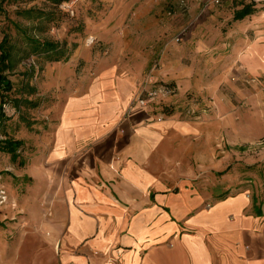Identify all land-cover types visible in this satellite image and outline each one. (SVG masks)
Wrapping results in <instances>:
<instances>
[{
	"label": "crops",
	"instance_id": "0c3cea01",
	"mask_svg": "<svg viewBox=\"0 0 264 264\" xmlns=\"http://www.w3.org/2000/svg\"><path fill=\"white\" fill-rule=\"evenodd\" d=\"M178 4L169 22L139 7L149 19L124 37L115 32L129 14L116 7L87 26L101 49L80 45L49 67V104L14 138L23 172L3 193L21 214L0 230V240L14 234L12 245L0 241V264H264V210L239 182L217 177L209 151L261 138L252 112L261 92L247 80L264 79V13L220 26L222 8H212L209 24L177 44L197 8ZM153 60V74L176 85L171 115L134 99ZM187 94L212 99L213 115L186 119Z\"/></svg>",
	"mask_w": 264,
	"mask_h": 264
},
{
	"label": "rangeland",
	"instance_id": "374dc122",
	"mask_svg": "<svg viewBox=\"0 0 264 264\" xmlns=\"http://www.w3.org/2000/svg\"><path fill=\"white\" fill-rule=\"evenodd\" d=\"M187 1L188 3H190V1H196L197 8L194 15L190 17L188 21H186V23L192 22V25L189 31L183 36L181 42L184 40V37L186 35L191 33L194 26H199L200 22L201 26H203L204 23H207L206 25L209 24V20L207 21L206 19H204V15L206 16L205 18L209 17V19H212V12H210L212 8H222L223 13L221 12L218 15V18L214 20L215 23L217 25L219 24L220 26H227L229 18L234 15V12L236 10H239L241 8L240 3L242 1L246 3H255L256 11H263L264 13V0H223L218 6L209 5V10H203V3L206 0H166V2L165 0H78L73 5L75 10L73 16L69 15L60 8L55 9L51 5V3L46 0H35L32 2H23L20 4L8 5L4 3L3 6L5 7L6 14L0 13V41L5 34H9L13 40H18L19 42L22 41V35L15 34L14 28H12V25L10 24V21L13 20L20 23V25H22V27L26 29L27 34L31 36H36L41 40L47 39L51 41L65 42L69 56H71L80 45L84 46L85 44H88V46H95L94 49H101V47H97V44H100V46H102L103 44L101 41V37L96 38V34H92L87 29V26L89 25V22L86 20L87 17H89L90 19H94L95 24H100V22L102 23V21L108 20L110 18V13L116 7H123V9L127 10L129 16L126 19L124 27H122L120 30L117 29V32H115V34L118 33L119 37H124L126 31L129 33V30H136V28L139 27L138 24H142L146 20V18L149 19L148 15H143L142 18L136 15L140 9L139 7L143 6L144 4V8L148 6L150 7L149 9H151V12L153 11L155 13L154 17L157 18V20L160 19L164 22H169L174 15L173 13L175 12V3L179 2L180 4L181 2ZM29 8L43 11L45 13H48L49 15L47 16V18H43L42 20H40L38 18H28L16 14V12L19 10ZM207 13L209 14V16ZM225 13H228V16ZM133 17L137 19L134 20ZM262 23L264 24V22ZM110 24H112V19L109 21V25ZM196 28H198V34L203 36V30L200 31L199 27ZM225 30L227 29H220L219 35ZM209 36L210 35L207 32L203 36V38L209 41V38L211 37ZM97 39L100 41H98ZM127 39H130L129 35H127ZM155 55H157V52L155 53ZM64 62L65 60H60L58 63L48 62L43 55H32L26 59L21 60L13 70L5 72L7 74V77L13 84V90L10 94V97L12 99L31 100L32 102L38 103V107L32 108L31 106L29 107L24 104H21L20 108H15L13 104H8L7 106H5L4 112L6 114V117L0 120V140H3L6 137L14 139L15 136H17L21 126H25L24 124L26 123V121H29L31 118H35L36 116H41L42 112L45 110V106L49 104V102H47L46 100L48 99L46 97L49 92L47 94V90H42L41 87V84L46 82L45 74L48 72L49 67L52 64L62 65ZM57 66L60 65H56V67ZM153 66L156 67L157 70H159L160 64L155 60L152 63L151 68ZM153 82L155 85H160L161 83L171 81L161 80L154 75ZM170 84L171 86L176 87L173 82H171ZM247 84H250L252 88H257L261 92L260 95H257L255 99L256 101H260L258 106L255 102V108H260L252 111L256 114V116H261V131L255 130V134L254 132H251V135L254 134L255 136L261 134V138L255 140V142L251 144L245 145V147L234 148L230 146L231 148L229 147L228 151L217 150V153L216 150H214L213 147L209 145V151L213 152L214 162H216L217 160V162H219V166L221 167V170H219L216 174L217 177L224 178V180L228 177L230 178L229 180L231 183L239 182V184L241 185L240 187H245V189H248L245 191V193L250 194L251 199L255 197V204L258 207L261 206L264 210V79H249L247 80ZM31 86L35 90L33 94L30 93L31 91L29 89V87ZM191 95L192 94L185 95V99L188 102L185 106H189V109H191L194 113L193 115H186V119L195 122L203 121L206 118L209 119L213 115V112H215V110H213L212 107L209 106V102H212V99L209 100V98L204 99L201 97H194L195 100H191ZM167 98L164 99L163 104H169L167 103ZM205 100H208L207 103ZM193 105H197L198 107H193ZM171 106L173 107V105ZM251 107L254 108V106H252L251 104H247L245 109ZM21 163V156L19 155V153L11 156L8 153L0 151V222H3L5 227L16 225L17 219L21 214L20 206L13 201H9V197L5 193H3V185L7 184L13 186L14 184H17V182H19V178L17 177V175L23 172L20 168V166L23 165H21ZM237 191L233 190L228 193L234 194ZM13 235L14 234L12 233L8 235L7 238L3 237L0 241L7 242L10 245L11 242L13 243V239L11 238V236ZM119 261L120 260L118 259H114V261L112 260L111 262Z\"/></svg>",
	"mask_w": 264,
	"mask_h": 264
},
{
	"label": "trees",
	"instance_id": "16d2710c",
	"mask_svg": "<svg viewBox=\"0 0 264 264\" xmlns=\"http://www.w3.org/2000/svg\"><path fill=\"white\" fill-rule=\"evenodd\" d=\"M35 0H0V13L6 14L5 7L3 4H20L23 2H32ZM55 8L58 9L59 5L63 2H68L70 0H46ZM241 8L236 10L233 15V20H242L245 17L252 15L256 12V4L253 2L246 3L242 1ZM18 15H22L28 18H38L42 20L47 18L49 15L43 11H38L33 8L19 10L16 12ZM54 16V15H53ZM89 23L95 24L94 19L86 18ZM12 28H14L15 34L22 35V41L13 40L9 34H5L0 41V120L6 117L4 112L5 106L8 104H13L15 108H20L21 104L31 106L32 108H37L38 103L32 102L31 100L22 99H12L10 94L13 90V84L7 77L6 71H11L15 66L20 63L21 60L26 59L32 55H43L48 62H56L60 60H65L68 58L69 53L66 48L65 42L51 41L47 39H39L36 36H31L27 34L26 29L16 21H10ZM22 53V54H19ZM171 82L161 83L162 85H171ZM30 93H34V88L29 87ZM157 114L161 115H171L174 110L171 104H162L154 109ZM25 122V121H23ZM30 123L26 121L28 126ZM23 146L21 140L6 137L0 140V151L14 156L18 154V150ZM4 223L0 222V230L4 228Z\"/></svg>",
	"mask_w": 264,
	"mask_h": 264
},
{
	"label": "built area",
	"instance_id": "2783aa9c",
	"mask_svg": "<svg viewBox=\"0 0 264 264\" xmlns=\"http://www.w3.org/2000/svg\"><path fill=\"white\" fill-rule=\"evenodd\" d=\"M78 0H70L68 2H63L59 5V8L64 10L69 15H74V7L73 5ZM223 0H206L203 3V10L208 9L209 5L218 6ZM180 6H186V2H181L179 4ZM192 25V22H187L183 24L172 36V41L175 43L181 42L183 36L189 31L190 27ZM156 67L150 68V70L146 73L141 91L135 96V101L144 107H152L156 108L160 105H162L164 102V99L168 96H171L175 93V87L171 85H155L153 82L154 74ZM194 112H192L191 109L187 108L185 109L184 114L185 115H193ZM161 115V114H160ZM161 118L158 117V121H160Z\"/></svg>",
	"mask_w": 264,
	"mask_h": 264
}]
</instances>
